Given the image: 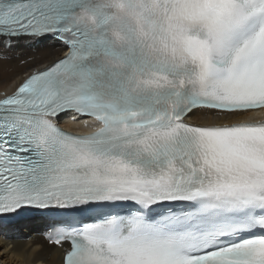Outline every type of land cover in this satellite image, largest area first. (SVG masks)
<instances>
[{
    "label": "snow or ice",
    "instance_id": "1",
    "mask_svg": "<svg viewBox=\"0 0 264 264\" xmlns=\"http://www.w3.org/2000/svg\"><path fill=\"white\" fill-rule=\"evenodd\" d=\"M46 41L0 97V234L39 222L59 264H264V122H189L264 110V0H0V61Z\"/></svg>",
    "mask_w": 264,
    "mask_h": 264
},
{
    "label": "bare ground",
    "instance_id": "2",
    "mask_svg": "<svg viewBox=\"0 0 264 264\" xmlns=\"http://www.w3.org/2000/svg\"><path fill=\"white\" fill-rule=\"evenodd\" d=\"M50 44L49 41L42 42L41 45L28 47L21 45L17 54L12 55L9 60L0 61V97L10 94L14 90V85L20 82L27 74H30L37 67L43 64L28 65L21 64V60L37 54L40 48ZM57 53L51 54L52 59ZM61 55V53H59ZM259 113L247 112L242 117L225 118L212 114L194 116L189 121L194 124H231L240 121L256 120ZM72 130H83L88 126L87 121L66 124ZM40 223L32 220L16 221L15 225L8 229L5 239L0 234V264H59V253L56 249L50 248L44 240L36 235L42 229ZM43 246V247H42Z\"/></svg>",
    "mask_w": 264,
    "mask_h": 264
},
{
    "label": "rangeland",
    "instance_id": "3",
    "mask_svg": "<svg viewBox=\"0 0 264 264\" xmlns=\"http://www.w3.org/2000/svg\"><path fill=\"white\" fill-rule=\"evenodd\" d=\"M40 231V230H39Z\"/></svg>",
    "mask_w": 264,
    "mask_h": 264
}]
</instances>
